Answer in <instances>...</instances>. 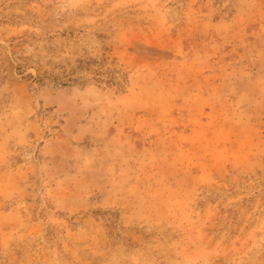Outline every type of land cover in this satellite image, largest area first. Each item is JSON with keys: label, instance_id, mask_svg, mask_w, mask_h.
<instances>
[{"label": "rangeland", "instance_id": "1", "mask_svg": "<svg viewBox=\"0 0 264 264\" xmlns=\"http://www.w3.org/2000/svg\"><path fill=\"white\" fill-rule=\"evenodd\" d=\"M0 264H264V0H0Z\"/></svg>", "mask_w": 264, "mask_h": 264}]
</instances>
